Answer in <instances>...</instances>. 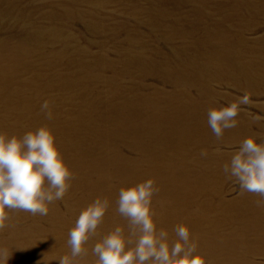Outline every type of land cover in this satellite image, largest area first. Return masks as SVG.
<instances>
[{
  "label": "rangeland",
  "instance_id": "obj_1",
  "mask_svg": "<svg viewBox=\"0 0 264 264\" xmlns=\"http://www.w3.org/2000/svg\"><path fill=\"white\" fill-rule=\"evenodd\" d=\"M263 3L264 0H0V56L17 45L24 47L27 35L43 26L51 30L44 34L42 42L39 41L38 52H34L35 48L32 47L27 64L38 61L40 68L45 61L79 62L83 51H87L95 56L91 59L97 62L96 68L107 67L105 74L111 75L110 66L121 69L124 63L129 62L133 68L122 78V90L118 96L103 97L104 102L98 109L102 111L101 120L111 114L110 103L123 104L127 101L136 111L147 116L168 111L167 116H170L173 113L170 108L178 100L187 104L194 101L198 102L199 112H176L181 118H200L206 125L202 122L195 127L205 131L210 129L207 123V110L210 107L227 106L247 92L251 102L241 106L236 118L238 126L233 128L237 130L236 133L224 134L220 141L216 140L213 132L209 133L207 137L193 142V153H184L182 149L169 147L171 145H167V152H174L176 161L191 157L195 162L187 169L197 175L193 178L198 185L207 186L192 197L194 203L199 201L202 204L196 208L199 211H191L184 218L187 220L189 216L196 215L198 221L203 222L208 243L213 247L218 246L214 248L217 264H264V209L254 204L253 208L249 206V210H244V205L247 207L252 199L258 197L249 193L242 195L239 186L226 179L222 172L223 163L230 159L240 140L254 132L264 136ZM52 31H57L58 37L49 38L54 35ZM42 49L44 54L41 53ZM62 49L68 51L71 59L64 56L55 58L57 51ZM220 49L229 53L230 60L240 62L243 71L237 65L236 70H228L230 60L223 63V67L216 62ZM139 62L148 64L140 67L137 65ZM206 63L211 64L212 68L209 71L211 75L207 76L209 81H198L208 82L210 87L198 82L195 84V81L185 83L188 79L178 77L185 73L190 78L195 73L194 65ZM27 73V77L32 75ZM218 76L221 78L217 79ZM102 86L109 88L108 85ZM207 89L210 90L207 92ZM48 94L55 95L57 92L49 90ZM76 100L77 104L81 102ZM203 104L206 108H201ZM72 106L68 104L66 107L74 110ZM20 114L17 112L15 115ZM36 118V114L28 119L18 117L23 120V123L19 122L21 126L32 125ZM193 119L187 118L185 122L191 125ZM140 126L123 123L121 127L112 128L106 138L92 142L94 144L88 147L90 153L94 158H99L91 167L97 165L98 168L90 171L91 177L74 180L73 186L85 189L89 182L103 180L101 173H112L118 167L120 171L124 168L128 170L123 185H120L122 178L118 175L110 178L112 186L119 188L137 183V177L143 180L154 177L156 174L133 175L136 167L132 163L137 161L138 164L141 162L142 167H148L146 164L151 152L135 150L123 142H133L135 136L131 133ZM125 133L130 135L125 136ZM161 147H165V143H161L157 149ZM201 149H207V158L199 155ZM103 155H106L104 160L101 159ZM115 155L116 158H113ZM85 166L80 165L77 169ZM79 194L81 198L84 192L79 190ZM183 202L181 208L191 209V203L185 199ZM12 212L17 217L20 214V211ZM200 215L203 216L201 219ZM32 216L26 212L20 225L0 230V247L12 252L7 264L40 262L34 253L29 255L30 260L25 261L22 251L12 244L16 238L12 236L13 232H20L22 238L27 230L38 228V221L34 222ZM244 229L247 230L246 234H242ZM217 235L220 239L213 240L212 237ZM225 238L240 243L237 252L231 255L220 252L221 245L218 243L225 244ZM22 240L28 244L33 241L38 244V236H24ZM57 248L54 247L55 250ZM88 256H92L91 251Z\"/></svg>",
  "mask_w": 264,
  "mask_h": 264
},
{
  "label": "bare ground",
  "instance_id": "obj_2",
  "mask_svg": "<svg viewBox=\"0 0 264 264\" xmlns=\"http://www.w3.org/2000/svg\"><path fill=\"white\" fill-rule=\"evenodd\" d=\"M48 30H51V28L44 29L42 26L38 30L30 32L24 39L27 42L24 47L22 44L17 45L14 49L6 51L4 56H0V103L2 104L0 106V132H5L9 135H22L26 131L35 129L43 124L49 125L55 132L56 142L59 143L67 163L72 166L76 179L79 180L91 177L90 171H96L98 168L97 165L91 167L97 161L96 159L99 158V156L94 158L90 153L91 151L88 147L94 144L92 142H96L97 139L106 138L107 133L112 128L121 127L123 123L141 125L142 127L140 126L136 131L131 133L135 136L133 142L131 140H124L123 142L135 150L143 151L146 149L151 152L146 164L148 167L146 168L142 167L141 162L138 164L137 161L133 163L131 160L129 161L136 167L133 172L135 177L156 174L154 177L160 191L155 200L163 202V207H161L160 203L156 204L159 213V226L168 229L171 233L174 225L181 222L190 223L192 234L198 239L199 250L206 253L213 260L214 264H217V253L214 248L218 246L213 247L211 243H208L209 239L204 235L206 231H204L203 222L198 221L196 215L189 216L187 220L184 218L185 215H190L191 211L196 210L198 206L202 205L199 201L194 203L192 197L196 193L204 191L207 186L198 185L196 179L193 178L197 177V175L187 169L189 165L195 162L192 161L191 157L176 161L174 152H167V145H171L169 147H174L176 150L182 149L184 153H193V142H198V140L212 133L211 129L203 131L195 127L203 122L200 118L187 116L181 118L176 112L185 110L199 112L198 102L193 101L187 104L178 100L174 103L173 108H170V110L173 109V113L170 116H167L169 111L157 112L154 116H147L144 113L136 111L131 107L133 105L127 101H124L123 104L120 102L110 103L111 114L106 116L104 120H101L103 117L101 116L102 111H98V109L101 103L104 102L103 97L118 96V92L122 90V78L130 72L133 66L129 62L124 63L120 67L121 69L110 66L112 74L106 75L105 69L107 67L100 66L96 68L97 62L91 59L95 56L87 51H83V57L79 62L67 60V62L63 63L55 60L48 63L45 61L40 68H38V61L27 64L28 54L32 55L30 53L32 47L35 48L34 52H38V43L39 41H43V36ZM52 32L54 35H50L49 38L58 37L57 31ZM41 53L44 54L43 49ZM62 56L66 57V59H71L66 49L57 51L55 58ZM229 57V53L226 50L220 49L216 54V62L220 63L223 67V63H229ZM230 62L235 63L233 59ZM231 63L228 70H236L237 65L238 69L243 71L242 66L239 64L240 62ZM147 64L139 62L137 65L144 67ZM193 68H195V73L191 74L190 78L185 73L178 75V77L188 79L185 83L195 81V84L198 82L210 87L208 82L198 80L209 81L207 76L211 75L209 74V71L212 69L211 64L194 65ZM27 72L32 75L27 77ZM219 78L221 76L217 77V79ZM102 85H108L109 88L104 89ZM49 90H55L57 94L50 95L48 94ZM209 90L207 89V92ZM76 99H79L81 102L77 104ZM45 100L51 102L54 117L52 120H46L44 115L40 113V105ZM68 104L73 105L74 110L68 109L66 107ZM203 107L206 108V105H201V108ZM17 112H21L20 115H17L20 119H28L32 114H36L37 118L32 125L21 126L20 123H23V120L18 119L15 115ZM187 118H194L191 125L185 122ZM96 120L98 121L97 123H95ZM5 124L8 126L7 129ZM202 124L206 125V122ZM163 128L165 129L163 130ZM236 131V129H229L224 134H233ZM127 135H130V133H125V136ZM161 143H165V147L157 149ZM74 149H76L75 152L72 151ZM180 155H182V152ZM105 157L106 155H103L101 159L104 160ZM113 158H116V155ZM80 165L86 166L77 169ZM81 170L86 171L80 172ZM127 174L128 170L124 168L120 171L118 167L112 173H101V178L104 179L89 182L85 185V189L73 186L63 200L57 201L54 205L50 206L47 216H32L34 222L38 221V228L33 227L26 232L32 238L38 236V244L34 241L30 242L31 244L25 243L22 238L29 236L26 232L22 234V238H20V232H13L12 236L16 237L13 240V246L22 251L25 261L30 260L31 257L29 255L34 253L35 256L38 255V259L40 260L38 264H57L60 257L70 252L67 245L68 231L74 226L79 212L98 196H106L111 202V207L105 216L104 223L98 230L101 235L110 231L117 224L124 223L116 212V200L120 188L112 186L110 178L113 175H118L122 178L120 185H123L125 183L124 178L128 177ZM136 180L137 183L144 181L141 177H137ZM79 190L84 192L81 198ZM184 199L186 202L191 203V209L181 208L182 203H185L183 202ZM254 201L252 199L247 207L243 206V209L249 210V206L253 208ZM234 203L238 206L237 202ZM240 212L241 210H239V215ZM25 213L24 211H20L17 217L13 212H10L9 227L20 225L23 222V214ZM202 217L200 215V219ZM212 231L213 229L211 228ZM246 232L247 230L244 229L242 234H246ZM218 237L217 235L214 238L212 237V239L218 240L220 239ZM91 243L86 246L89 248V251H91ZM218 244L221 245L219 246L220 252L231 255L237 252L240 243L225 238V244ZM54 247L58 248L55 250ZM86 259L88 264H93L95 258L88 256Z\"/></svg>",
  "mask_w": 264,
  "mask_h": 264
},
{
  "label": "clouds",
  "instance_id": "obj_3",
  "mask_svg": "<svg viewBox=\"0 0 264 264\" xmlns=\"http://www.w3.org/2000/svg\"><path fill=\"white\" fill-rule=\"evenodd\" d=\"M250 102V95L245 92L227 106L207 110L208 126L218 141L226 130L238 126L236 118L241 106ZM40 113L46 120L54 118L49 100L40 105ZM199 155L207 158V149H201ZM222 172L239 186L242 195L257 196L256 207L264 209V136L254 132L240 140L230 159L223 163ZM75 179L49 125L22 135L0 132V230L9 227L12 211L47 216L50 206L64 199ZM159 191L155 177L122 186L116 212L124 223L103 235L98 230L111 202L106 196L95 198L79 212L69 229L70 252L59 258V264H88L86 246L93 241V264H214L199 250L190 223L174 225L171 233L159 226L156 204L163 207V202L155 200ZM11 254L9 249L0 247V264H7Z\"/></svg>",
  "mask_w": 264,
  "mask_h": 264
}]
</instances>
